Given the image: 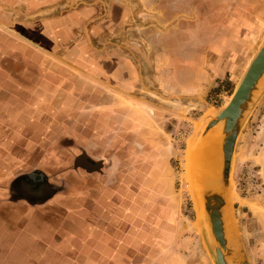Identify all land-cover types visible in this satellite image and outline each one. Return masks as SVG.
<instances>
[{"label":"rangeland","instance_id":"rangeland-1","mask_svg":"<svg viewBox=\"0 0 264 264\" xmlns=\"http://www.w3.org/2000/svg\"><path fill=\"white\" fill-rule=\"evenodd\" d=\"M263 41L264 0H0V70L16 72L17 87L33 72L27 81H44L51 106L46 125L23 131L41 140L23 149L30 158L1 179L23 178L20 198L59 195L66 245L80 249L65 248L61 262L117 263L111 233L130 264H148L133 242L158 208L172 225L155 229L166 243L158 257L216 264L209 220L187 190L186 153ZM24 169L47 181L36 187ZM153 185L158 204L147 196ZM228 197L251 264H264V84L237 141Z\"/></svg>","mask_w":264,"mask_h":264},{"label":"crops","instance_id":"crops-1","mask_svg":"<svg viewBox=\"0 0 264 264\" xmlns=\"http://www.w3.org/2000/svg\"><path fill=\"white\" fill-rule=\"evenodd\" d=\"M10 52L11 50H4V53L8 54L9 57L11 55L16 56V54ZM1 59L0 43V61ZM90 62L92 61L90 60ZM26 71L24 72L26 75L25 86L17 87L12 80L16 79V72L9 75L6 74L7 72H1L0 70V264H64L61 262L60 256L65 255V248L70 249L73 254L79 253L80 249L76 250L72 246L76 245L75 242H73L74 244L66 245L67 237L63 230L64 218H62L64 217L65 204L60 202L59 195L55 194L52 199L44 202L33 197L20 198L17 196L16 191H21L22 189L19 186L13 187L11 181L3 183L1 179V176L5 173H16L15 167L19 160L21 163H25L26 159L30 158L25 152L27 145L30 146L31 143L41 140H33L32 136L25 135L23 131L26 130V127H43L46 125L44 122L48 117H45V115L51 107L48 100L45 102V96L49 94V91L44 88V81L42 86L33 87V80L27 81V78H32L33 72L27 76ZM94 75L109 79L102 72L100 74L96 72ZM37 78L36 76L35 79ZM41 79H44V75ZM89 83L93 85L92 82ZM72 95L79 99V96H81L80 90L79 93L74 92ZM62 109L64 110V108ZM17 116L19 117L17 119L18 123H15ZM2 127L7 128L8 136H1ZM48 155L47 158L49 157ZM29 171L31 172L32 170L30 169ZM19 173L25 175L28 170L24 169ZM148 191L151 192L147 195L151 203L157 202L158 204L160 202L158 188L153 185L148 188ZM2 196L5 197L2 198ZM158 214L160 212L157 208L155 211L153 210L151 217L148 216L146 223L141 221L133 243L136 245L137 250L144 252L143 258L148 264L151 259L154 262L153 264H172L167 259L161 258V256L158 257V254L161 253L157 252V248L166 243L160 241L162 240L161 237L163 238V234H160V231L155 229H161L160 223H167L164 226L165 228L166 226L168 228L172 227L169 220L166 218L162 219ZM108 234L111 235L108 248L110 254H117V256L123 254V258H121L119 263L128 264L124 254V249H127V246L122 242L117 250L114 249L112 245L113 236L111 233ZM79 238V235L73 237L74 240ZM124 243L128 244V242ZM147 249H152L153 254H147ZM1 260L6 261L2 263ZM176 263L182 264L178 259Z\"/></svg>","mask_w":264,"mask_h":264},{"label":"water","instance_id":"water-1","mask_svg":"<svg viewBox=\"0 0 264 264\" xmlns=\"http://www.w3.org/2000/svg\"><path fill=\"white\" fill-rule=\"evenodd\" d=\"M263 84L264 41L246 68L228 105L218 108V110L220 109L218 115L208 121L202 134L204 136L215 126L223 124L225 138L222 146L221 173L217 184L204 190L203 209H199L201 216H203L202 219L208 218L212 237L217 244L214 254L216 264H251L241 237L238 235L234 217L232 224L235 228V240H229L225 212L227 207L231 209L227 196L232 180L237 141Z\"/></svg>","mask_w":264,"mask_h":264},{"label":"bare ground","instance_id":"bare-ground-1","mask_svg":"<svg viewBox=\"0 0 264 264\" xmlns=\"http://www.w3.org/2000/svg\"><path fill=\"white\" fill-rule=\"evenodd\" d=\"M218 113L219 110L212 117L210 115L209 120L216 117ZM224 138L223 124H219L202 136L199 144L196 146L190 144L191 146L187 150L186 177L188 182L192 184L191 187H187V190L194 196L198 213L200 208L203 209L204 190L215 186L219 179L222 169ZM225 214L227 235L230 241H234L235 228L232 224L233 216L229 207H227Z\"/></svg>","mask_w":264,"mask_h":264},{"label":"flooded vegetation","instance_id":"flooded-vegetation-1","mask_svg":"<svg viewBox=\"0 0 264 264\" xmlns=\"http://www.w3.org/2000/svg\"><path fill=\"white\" fill-rule=\"evenodd\" d=\"M26 176H27V178L28 179H32L33 181H34V184H35V186L36 187H38L40 184H42V182L43 181H47L46 179H45V176L44 175H42V174H40V173H33L32 171L31 172H28V173H26L25 174ZM27 178H25V179H27ZM23 179V178H22ZM21 178L19 179V180H22ZM19 180H15V182H12V186L13 187H16V186H18V184H19ZM19 181V182H18ZM5 196H2V198H4ZM39 201H42V200H44L45 201V199H38ZM44 201H42V202H44ZM112 245H113V248L114 249H116L117 250V248H118V245H116L115 243H112ZM115 255V254H114ZM113 255V256H114ZM115 256H117V254L115 255ZM119 256V260L117 261V263H115V264H120L119 262H120V260H121V258H123V255H118ZM121 256V257H120ZM106 258H107V256H106ZM126 259V258H125ZM109 260H111V259H109ZM126 261H127V259H126ZM112 262V261H111ZM128 262V261H127ZM112 264H113V262H112ZM128 264H130V262H128Z\"/></svg>","mask_w":264,"mask_h":264}]
</instances>
